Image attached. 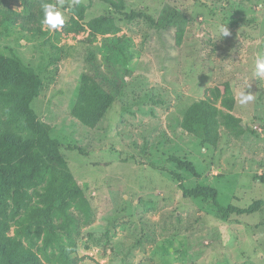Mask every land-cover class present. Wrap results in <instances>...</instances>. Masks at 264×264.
<instances>
[{
  "label": "rangeland",
  "instance_id": "374dc122",
  "mask_svg": "<svg viewBox=\"0 0 264 264\" xmlns=\"http://www.w3.org/2000/svg\"><path fill=\"white\" fill-rule=\"evenodd\" d=\"M166 2L187 20L161 31L101 0H52L65 24L74 18L84 26L79 34H65V24L32 34L18 27L21 19L6 32L0 21V52L40 76L30 106L59 140L93 208V220L78 221L72 232L70 253L79 264H264V206L224 218L209 200L183 197L173 175L187 188L214 187L222 206L264 200V181L256 179L258 170L264 176V79L254 76L255 57L264 55V0H125V11L157 17ZM21 9V0H0V10ZM221 25L228 36L220 35ZM226 83L234 99L228 112L251 130L236 135L220 124L216 143L208 144L201 124L193 132L182 127L183 114ZM81 87L89 90L86 100ZM3 90L0 121L11 120L15 131ZM242 91L254 99L241 105ZM216 105L227 111L220 99ZM171 156L192 162L200 177L178 169ZM42 185L29 190L30 204H41L34 190L43 192ZM8 206L3 217L13 236L29 223L28 208L13 212L11 200ZM54 223L67 241L59 218ZM30 250L47 262L43 253L53 249H43L40 238Z\"/></svg>",
  "mask_w": 264,
  "mask_h": 264
},
{
  "label": "trees",
  "instance_id": "16d2710c",
  "mask_svg": "<svg viewBox=\"0 0 264 264\" xmlns=\"http://www.w3.org/2000/svg\"><path fill=\"white\" fill-rule=\"evenodd\" d=\"M101 1L127 20L143 18L157 31L179 26L187 20L184 12L169 2L163 5L157 17H153L141 11L126 12L125 0ZM43 2L45 0H21L20 11L0 10L3 30L8 32L9 27H13L21 19L17 25L22 31L44 34L41 24ZM47 2L52 3V0ZM83 30L84 26L74 18L63 27V32L67 35L79 34ZM176 36L179 38L180 32H176ZM85 81L84 78L83 83ZM41 84L42 80L33 67L24 64L16 55L8 56L0 52V86L4 88V100L11 103L8 110L15 114L14 119L17 121L15 131L11 120L0 121V264H79L81 258L70 253L75 247L72 244V232L76 231L78 221L90 223L94 216L90 202L60 150L59 140L51 137L48 127L38 119L30 106L38 96ZM88 91L82 87L80 89V96L85 100L89 97ZM218 99L227 111L218 108ZM111 103L112 100L105 102L102 109L109 107ZM233 103L227 83L222 89L215 87L204 99L193 102L185 109L181 125L186 131L193 132L196 125L201 124L203 141L212 145L218 139L220 124L234 130L236 135L244 130L250 131L249 127L241 128V119L228 112ZM69 149L79 150V147L71 145ZM168 160L174 162L178 169L200 177L192 162L176 156H171ZM173 175L178 180L183 197L209 200L217 214L224 218L233 214H250L264 206V200H255L247 207L232 204L222 206L217 201L218 192L214 187L196 185L187 188L180 174L173 172ZM256 179L264 181V176H257ZM41 184L43 192L34 190L41 197V204H30L32 196L29 190ZM10 200L14 203L13 212L28 208L24 219L31 222L33 232L29 223L24 225L22 222L13 236L7 234L9 226L3 216L6 215ZM56 218H59L60 229L64 231L67 241L62 240L56 232ZM22 238L28 239L30 244L41 238L43 249L52 248L50 255L43 253L47 262L30 250V244L24 245ZM54 250L58 253L54 254Z\"/></svg>",
  "mask_w": 264,
  "mask_h": 264
},
{
  "label": "clouds",
  "instance_id": "9594fccd",
  "mask_svg": "<svg viewBox=\"0 0 264 264\" xmlns=\"http://www.w3.org/2000/svg\"><path fill=\"white\" fill-rule=\"evenodd\" d=\"M74 2L78 3L79 0H74ZM41 8L43 12V18L41 20L42 25H46L49 30H57L64 26L65 17L63 13L57 9L56 4L49 3L45 0V2L41 4ZM219 31L221 36L229 35V30L226 25H221ZM254 76L264 79V55L255 57ZM253 99L254 97L251 92L242 91L239 96V103L244 105Z\"/></svg>",
  "mask_w": 264,
  "mask_h": 264
},
{
  "label": "crops",
  "instance_id": "0c3cea01",
  "mask_svg": "<svg viewBox=\"0 0 264 264\" xmlns=\"http://www.w3.org/2000/svg\"><path fill=\"white\" fill-rule=\"evenodd\" d=\"M261 173H262L261 170H258V171L256 172V174L259 175V176H260Z\"/></svg>",
  "mask_w": 264,
  "mask_h": 264
}]
</instances>
